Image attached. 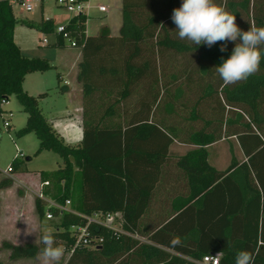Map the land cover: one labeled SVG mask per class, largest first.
<instances>
[{"label": "trees", "instance_id": "obj_1", "mask_svg": "<svg viewBox=\"0 0 264 264\" xmlns=\"http://www.w3.org/2000/svg\"><path fill=\"white\" fill-rule=\"evenodd\" d=\"M214 2L234 15L240 30L264 27V0ZM180 3L121 0L117 36L107 28L86 36L83 15L63 25L80 51L81 140L70 145L40 111L44 94L33 97L22 89L26 75L46 72L50 64L23 56L13 41L17 26L46 35H54L56 27L51 19L17 20L10 0H0V133L1 101L14 97L26 114L16 135L33 133L35 156L48 151L61 162L39 179L48 183L41 190L47 198L69 201L74 212L49 225L56 244L69 253L64 264H199L207 255H218V264H234L240 250L251 253L254 264H264V57L246 80L225 85L215 67L234 43L207 47L179 39L170 17ZM54 37L53 46L63 47L61 35ZM232 137L244 160L231 157L228 167L217 171L208 162L207 148ZM174 142L195 148L173 163L182 193L172 199L165 220L147 224ZM23 167V160L15 158L10 175L25 172ZM11 184L0 172V191ZM43 209L35 198L41 220ZM94 212L119 214L126 235L99 229L94 233L103 238L100 246L73 248L70 226L82 225L79 215ZM40 235L38 244L0 243V253L7 251L9 261L33 259L42 248ZM173 236L181 238L180 245L170 246Z\"/></svg>", "mask_w": 264, "mask_h": 264}, {"label": "rangeland", "instance_id": "obj_2", "mask_svg": "<svg viewBox=\"0 0 264 264\" xmlns=\"http://www.w3.org/2000/svg\"><path fill=\"white\" fill-rule=\"evenodd\" d=\"M33 10L26 12L16 2V0H10L13 14L17 20L39 21L41 18L51 19L54 26L65 24L72 16L66 13L63 9L57 7L53 0H44L41 3L32 0ZM90 10L86 13L85 33L87 35H96L101 25H106L108 22L113 23L111 29L114 36L118 35L121 25V0H89ZM97 6H104L107 8V13L100 14L97 12ZM108 21V22H107ZM113 21V22H112ZM34 37L40 40L45 37L49 42V45L43 46L40 40L35 45L33 37L31 38V44H29V38H24V50L23 56L27 58H38L48 61L51 69L43 73H31L25 76L22 83V89L29 96L36 97L44 94V97L39 100L38 106L43 116L47 121H52V117L65 115L67 111H73V109L79 107L77 101L73 99L71 92L73 90H80L76 82V66L79 59L80 51L78 48L70 47V43L65 41V44L61 48H55L52 46L53 37L39 33ZM57 74H60L61 79L57 80ZM66 82V83H64ZM67 86L68 91L62 93L59 88ZM71 91V92H70ZM76 94V92H74ZM73 94V95H74ZM4 111L3 119L9 120L10 127L5 129L1 125L0 133V172L7 170L13 160L16 158L17 151H21L24 155L23 160L25 174L37 176L41 173H52L56 171L61 162L58 156L52 152L43 151L39 155L35 156V152L38 147V141L33 133L25 135H16L26 123V114L23 112L18 101L14 97H10L8 102L2 106ZM71 145H74V140H68ZM188 146H183L180 143H174L171 147V152L175 156L183 154L188 150ZM210 154L213 155L212 163L217 169H225L229 164L231 157H235L236 160L242 159V154L238 147L235 138L221 139L210 146L208 149ZM29 159V160H28ZM14 180V185L11 184L9 188L10 194L14 196H21L26 189L23 188L21 180L18 177L9 176ZM9 178V179H10ZM11 179V181H12ZM39 179V177H38ZM18 180L22 184H17ZM37 180V179H36ZM40 181V179H39ZM37 182V181H36ZM27 184V183H26ZM36 220L39 223V230L43 232L45 229H50V222L41 220L37 214ZM46 223V224H45ZM30 244H38L39 236L30 238ZM40 253V252H39ZM37 254L33 259L19 260L18 264H42L40 254ZM6 252L0 254V261H6ZM69 256V253L64 252L61 260L57 264H64ZM22 261V262H21ZM12 262V261H10ZM3 264V263H2Z\"/></svg>", "mask_w": 264, "mask_h": 264}, {"label": "clouds", "instance_id": "obj_3", "mask_svg": "<svg viewBox=\"0 0 264 264\" xmlns=\"http://www.w3.org/2000/svg\"><path fill=\"white\" fill-rule=\"evenodd\" d=\"M171 20L179 39L187 40L192 45L204 44L211 47L217 41L234 43L230 55L215 67V71L225 85L246 80L257 71L264 57V27H251L247 31L240 30L235 24L233 14L217 5L214 0H181L180 6L174 8ZM226 45L221 43L220 51ZM40 257L42 264H57L64 255L65 249L56 244L50 229L40 235ZM170 246L181 244L179 236H173ZM234 264H254V258L246 250L235 254Z\"/></svg>", "mask_w": 264, "mask_h": 264}, {"label": "crops", "instance_id": "obj_4", "mask_svg": "<svg viewBox=\"0 0 264 264\" xmlns=\"http://www.w3.org/2000/svg\"><path fill=\"white\" fill-rule=\"evenodd\" d=\"M42 19H45V18H41L39 21H32V22L38 23ZM112 25L113 23L108 22L106 25L105 24L101 25L99 27V30L101 28H107L109 30L110 35L114 36L113 34L114 32L111 29ZM99 30L97 31V33L99 32ZM34 35L38 36L39 32L33 29L22 27V26H17L14 29L13 41L15 45L19 48L20 52H23L24 50L23 46L25 42L23 41V37L29 38V44H31V41H32L31 38L33 37L34 42L33 41L32 42L35 45L37 44V41L40 39L37 38L36 40V37H34ZM87 36H91V35H87ZM54 42H55V37H53L52 44H54ZM47 45H49V42ZM79 61H80V54H79V59L77 61V64L79 63ZM74 92H76V94H74ZM71 94L73 96V99L77 101V103L79 104L78 105L79 107L73 109L72 112L70 110L67 111L65 115L52 117V121H48V122L51 124L52 128L64 139V141L67 144H70L68 140L72 139L75 142L74 145H76L81 140V127H80L81 92L80 90H73ZM174 143H177V142H174ZM173 144L168 149V156L170 159V161L168 160V164H167L168 168L162 171L160 182L158 183V186L152 195L151 206L148 212L146 213L145 220L147 224H151V222L165 220V215L170 212V204H171L172 199L175 196L182 193L181 191L182 186L180 187L181 180L178 179L177 176L175 177L176 174L173 175V173H176V171L173 172L174 170L173 163L177 158L185 155L187 152L195 148L194 146H191L189 144L180 143L183 146H188L189 149L186 150L183 154L175 156L171 152V147L173 146ZM209 148L210 146L207 148L209 164L213 168H215L217 171L225 170L229 164L223 170L217 169L212 163L213 155L210 154L208 150ZM243 160L244 158L242 156V159L240 161L238 160L237 161L242 162ZM168 169H170V171H168ZM12 176H14V178L18 177V180H21L20 182L24 183L23 188L26 190L25 192H23L21 196H14L10 194L9 190L11 188H7V189L0 191V243H8L14 246H20L25 243H30L29 241L30 238L39 236L41 233V230H39L38 228L39 223L36 220V215H35L36 214L35 194L39 190L40 181L38 179L39 175L35 177L33 175H29L25 173H18V174L11 175V177ZM1 177L7 178L2 175ZM14 180L12 179V185H14ZM18 180H16L17 184L18 185L22 184ZM4 252L7 253L6 261L4 262L0 261V264L2 263L3 264H18L19 260L10 262L8 259V252L2 251L1 253H4Z\"/></svg>", "mask_w": 264, "mask_h": 264}, {"label": "built area", "instance_id": "obj_5", "mask_svg": "<svg viewBox=\"0 0 264 264\" xmlns=\"http://www.w3.org/2000/svg\"><path fill=\"white\" fill-rule=\"evenodd\" d=\"M32 0H16V2L24 9L26 12H31L33 10ZM42 2L44 0H36ZM55 5L63 9L66 13L70 14L72 17L83 15L86 17V13L90 10L89 0H53ZM96 10L100 14L107 13V8L104 6H97ZM87 18V17H86ZM85 32V31H84ZM61 35V37L70 43V47L76 48L75 42L69 39L67 33L64 32V26H57L55 28L54 35ZM86 35V33H85ZM87 36V35H86ZM40 43L45 46L48 44V41L45 37L40 40ZM66 83V82H64ZM67 84V83H66ZM6 104L5 101H1V106ZM2 126L5 129L10 127L9 120H4ZM24 155L21 151H17L16 158H23ZM1 175L7 178H10V170L1 172ZM48 183L39 182V190L35 194V198L40 200L43 203V220L46 222L56 221L64 213H74L70 209L69 201H64V203H59L52 199L47 198L42 193V188L47 187ZM83 221V224L80 226H70L69 230L74 238L73 248L87 247V248H96L101 245L103 238L95 234L99 229L105 230L115 237L126 235L121 227V216L117 213H103V212H94L90 215H79ZM71 253V252H70ZM219 257L218 255H207L204 256L200 264H218Z\"/></svg>", "mask_w": 264, "mask_h": 264}]
</instances>
